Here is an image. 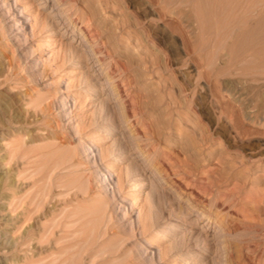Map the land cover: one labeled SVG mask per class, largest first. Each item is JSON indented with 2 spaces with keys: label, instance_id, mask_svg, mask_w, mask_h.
Wrapping results in <instances>:
<instances>
[{
  "label": "rangeland",
  "instance_id": "obj_1",
  "mask_svg": "<svg viewBox=\"0 0 264 264\" xmlns=\"http://www.w3.org/2000/svg\"><path fill=\"white\" fill-rule=\"evenodd\" d=\"M54 1L0 0V264H264V71L202 1Z\"/></svg>",
  "mask_w": 264,
  "mask_h": 264
},
{
  "label": "bare ground",
  "instance_id": "obj_2",
  "mask_svg": "<svg viewBox=\"0 0 264 264\" xmlns=\"http://www.w3.org/2000/svg\"><path fill=\"white\" fill-rule=\"evenodd\" d=\"M199 1L208 4L209 11L207 14L212 19L213 24L211 23L209 30L199 38L200 41L198 40V42L203 47H213L212 53L208 56L209 58L215 57L220 48L225 49L227 47L226 49H228L227 59L222 62L223 66L217 71V74H227L231 67L237 69L242 75L252 73L253 70L264 71V0ZM57 4L58 2L55 0L54 5L56 6ZM55 6L46 15L49 20V33L63 35L67 29L65 25L61 24L59 9ZM255 11L256 14L254 15ZM253 79L264 80V77H255ZM252 91L256 97L264 100V82L252 87ZM262 105L264 106V104ZM132 159H137V157L135 156ZM129 165H136V162L130 160L127 166ZM131 185L132 188L143 187L141 183ZM157 227H159L157 223L150 225L152 230L157 229ZM165 227L168 226H162V228ZM166 232L168 234V231ZM166 232L163 234L167 235Z\"/></svg>",
  "mask_w": 264,
  "mask_h": 264
}]
</instances>
